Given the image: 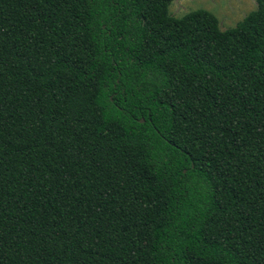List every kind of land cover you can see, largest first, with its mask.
<instances>
[{"label": "trees", "instance_id": "obj_1", "mask_svg": "<svg viewBox=\"0 0 264 264\" xmlns=\"http://www.w3.org/2000/svg\"><path fill=\"white\" fill-rule=\"evenodd\" d=\"M173 1L0 0V264H264V0Z\"/></svg>", "mask_w": 264, "mask_h": 264}, {"label": "rangeland", "instance_id": "obj_2", "mask_svg": "<svg viewBox=\"0 0 264 264\" xmlns=\"http://www.w3.org/2000/svg\"><path fill=\"white\" fill-rule=\"evenodd\" d=\"M257 6V0H174L171 14L180 17L191 10L206 8L217 15L221 28L233 27Z\"/></svg>", "mask_w": 264, "mask_h": 264}, {"label": "water", "instance_id": "obj_3", "mask_svg": "<svg viewBox=\"0 0 264 264\" xmlns=\"http://www.w3.org/2000/svg\"><path fill=\"white\" fill-rule=\"evenodd\" d=\"M141 121H144V119H142Z\"/></svg>", "mask_w": 264, "mask_h": 264}]
</instances>
